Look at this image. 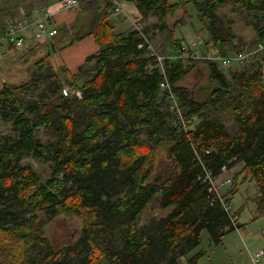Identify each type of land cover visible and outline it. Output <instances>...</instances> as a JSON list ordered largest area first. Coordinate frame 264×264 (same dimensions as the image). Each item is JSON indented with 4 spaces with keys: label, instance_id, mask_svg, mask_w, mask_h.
<instances>
[{
    "label": "trees",
    "instance_id": "16d2710c",
    "mask_svg": "<svg viewBox=\"0 0 264 264\" xmlns=\"http://www.w3.org/2000/svg\"><path fill=\"white\" fill-rule=\"evenodd\" d=\"M96 1L80 5L95 11L91 30L62 45L92 35L100 46L69 84L82 91L81 99L62 94L66 70L56 72L47 54L30 67L29 80L0 90V123H11V133L0 132V264H181L179 258L200 246L203 231L220 244L242 228L226 206L248 179L258 186L256 217L264 216V53L250 69L226 71L197 59L170 33L175 56H163L162 72L141 34L152 44L150 30L143 25L142 32L117 34L113 4L89 9ZM191 1L205 35L202 56L231 57L264 43V0H233L234 11L251 17L254 43L242 41L220 16L228 0ZM131 2L144 18L158 17L162 32L165 19L186 4ZM184 13L176 28L189 20ZM197 66L208 70V81L195 92L178 86ZM165 83L170 91H162ZM171 94L178 108L169 102ZM49 127L59 136L56 143L35 139V130ZM162 147L177 169L167 182L155 179ZM26 156L51 160L50 178L44 181L32 165L21 164ZM239 162L244 167L235 189L220 199L206 180L208 171L218 179L224 167ZM152 205L172 212L152 229H139L140 216ZM62 215L81 219L82 230L75 242L58 247L47 230ZM116 231L121 244L114 241ZM203 255L188 264H199Z\"/></svg>",
    "mask_w": 264,
    "mask_h": 264
},
{
    "label": "rangeland",
    "instance_id": "374dc122",
    "mask_svg": "<svg viewBox=\"0 0 264 264\" xmlns=\"http://www.w3.org/2000/svg\"><path fill=\"white\" fill-rule=\"evenodd\" d=\"M23 1L24 0H0V23L2 22L1 25H4L9 20L16 19L17 10L14 11V8H18L17 5L23 3ZM106 1L110 2V0H97L96 2L91 4V6H89V9L93 6L97 8L103 7ZM124 1L125 0H119L123 7H125L123 3ZM181 1H184L186 4L179 10H177L174 15L168 16L165 19L164 22L165 25H167L166 31H161L160 26L162 24L158 17L150 16L153 19L151 20V24H149L150 32L148 33V36L152 39V44L155 48V51L162 56H175L173 55V46L170 33H173V37L175 39V34L178 37H183V39L180 40L184 47L188 46L193 50L198 51L199 53L201 52L199 51V47L202 44L201 41L204 40L205 35H203L201 31L202 27L199 20L197 8L191 0H188L189 2L187 0H169V2L171 3H181ZM233 7V0H228L227 5L221 9L220 16L225 22L233 25L242 41L254 43L256 40V35L254 28L250 25V15H248L247 12L234 11ZM82 10L85 11L83 7ZM184 11H187L189 20L187 19L186 23H182L179 27L176 28V22H178L182 16H185ZM124 13L126 15H120L118 19H116L115 15L113 14L112 21L114 22V24H116L117 22L126 20V27L128 29V27H130L131 25L130 21L132 20V22H134L136 21V19L130 16L127 11ZM79 15L81 14H78L74 19L75 22L77 21V19H79ZM128 18H130L131 20L129 21ZM145 22L146 19L143 23L144 25H146ZM156 23H159L158 26L153 27L152 25ZM190 25L192 27H197L195 29V34H193V29ZM60 28L62 29L63 27H61L60 25ZM124 28H122V30ZM116 32H120L118 31V28L116 29ZM192 34L193 36H190ZM77 36L78 33H76L75 35L66 34L58 37L66 40V42H70ZM184 37H186L187 40ZM184 39L186 41H184ZM10 52L15 56V66L19 67V76H21V78L16 83H19L21 79L29 80L31 78V72L35 69L32 68L31 71L30 67H33L37 61L46 57L45 55L35 58L34 55H29L28 59H30V62L28 63L26 62L27 59L25 61L23 59V56L21 55L22 52H24L22 48H14V50ZM47 58L48 57H46V59ZM53 61L56 65L59 62V59L56 57H52L50 59L49 57V62L53 63ZM255 63H257V60L251 59L244 63L233 64L231 67L225 70L236 71L242 69H250ZM80 79L81 81H78V83L82 84L84 82V79L82 77ZM208 79V70L202 66H197L183 79L182 82H180V85L195 92L198 87L204 85L208 81ZM70 82L71 81H67L66 84H64L63 88H70V90H72V88L69 86ZM73 96L74 95L71 94V96L69 97ZM167 110L168 106H164L163 111L167 112ZM10 125L11 123H0V132L4 131L6 132V134L11 133ZM34 137L36 140H39L46 145L56 143L59 140L58 134L54 132L52 127L35 130ZM21 164L32 165L37 173L42 176V179L44 181L48 180L52 174L51 160H37L32 156H26L21 160ZM243 167L244 163L239 162L230 171L223 173V175L218 179L219 190L222 195H225L228 191L235 188V177L241 172ZM176 172L177 169H175L171 160L168 159L166 151L162 147L159 154L155 178H158L160 181L167 182V180L171 179L176 174ZM227 178H231L233 184L231 183L230 185H224V181ZM239 179L241 182L243 176L239 177ZM246 181L247 180H245L244 182ZM257 191L258 186L256 183L247 182L240 186L232 203L233 213H235V215L238 214L239 223L244 225L243 230L241 229L228 235L226 234V236L222 238V242L220 244H216L215 242H213L211 240L210 233L205 230L203 231L201 236L202 241L200 246L191 251L188 256L179 258V262L181 264H188V259L190 257L198 254L199 252H203L204 255L200 258L199 264H252L251 262L253 261H251V256L253 257V255L259 252L260 249L264 248V216L255 218L257 205L256 202H254V194L257 193ZM171 212L172 209L165 210L156 205L149 206L140 216L138 220V227L139 229L143 227L152 229L154 223H157L162 217H166ZM116 229L121 228L116 227ZM81 230V219L72 215H62L55 218L49 224L47 233L51 241H53L58 247H62L75 242L80 237ZM116 233L117 234L114 235V241L117 244H121V233L119 231H116ZM162 263L164 264L165 261H163Z\"/></svg>",
    "mask_w": 264,
    "mask_h": 264
},
{
    "label": "crops",
    "instance_id": "0c3cea01",
    "mask_svg": "<svg viewBox=\"0 0 264 264\" xmlns=\"http://www.w3.org/2000/svg\"><path fill=\"white\" fill-rule=\"evenodd\" d=\"M57 1L58 0H24L23 3L18 4V8H14V11L17 10V17L14 20H9L7 23L4 25H1L2 22L0 23V31L6 27L8 23L11 22H22L25 26L23 30V34L25 36L26 42L24 48L22 50V56L23 59L26 62H30V59H28V56L34 55L36 57H42L45 56V54L49 55L48 56V62H49V57L50 59L52 57H56L59 59V62L55 65L54 61L53 63H50L53 69L57 72L60 71L61 69H65L67 76L63 78L64 84H66L67 81H73L72 76L78 75L80 68L85 65L86 59L93 55L96 54L100 51V46L97 43L96 39L92 35H87L83 39H77L75 43L71 44L70 46L66 48H62L66 40L59 38L58 36L66 35V34H71L75 35L78 33V36L81 35L82 33H88L91 30V27H93L94 23V17H95V11L90 10V11H83L81 8L79 10H76L75 12L72 13H57L54 19V22L50 25L51 28H55L58 30V35L55 37L49 39L45 43H39L34 40V26L33 23L41 16L37 10L42 11L46 8H53L55 9L57 6ZM188 1V0H187ZM189 2V1H188ZM124 9L129 13L130 16H132L136 20H141L143 23L146 19V27L150 30L149 24H151V20L153 19L152 15L148 16L147 18L143 17V14L139 10L138 6L136 3L131 2V0H125L124 2ZM125 11V12H126ZM79 15V19L75 22V18ZM126 15V14H125ZM129 16V17H130ZM130 21L131 19L128 18ZM155 22V21H153ZM131 25L130 27H126V20H122L120 22H117L115 24V32L116 29L118 28V31H120L117 34H122V33H128L132 30H134L133 27V22L132 20L130 21ZM159 23L153 24V27H157ZM29 25V27H27ZM60 25L63 27V30H60ZM191 26V25H190ZM125 27V28H124ZM192 27V26H191ZM122 28H124L122 30ZM197 27H192L193 29V34H195V29ZM122 31V32H121ZM150 32V31H149ZM190 35V36H193ZM77 36V37H78ZM176 39L179 40L183 39V37H178L176 34ZM186 38V37H184ZM187 40V38H186ZM184 39V41H186ZM181 41V40H180ZM184 43V42H183ZM14 50V48L10 46H6L2 54L0 55V90L4 88L6 84H14L16 83L21 76H19V67L15 66V56L12 55L10 51ZM10 52V53H7ZM5 54V55H3ZM24 54V55H23ZM3 55V56H2ZM81 81V80H79ZM78 83V81H77ZM182 86V85H178ZM183 87V86H182ZM190 90V89H189ZM193 92V91H192ZM247 182H253L251 180H247L246 182H243L240 186ZM255 183V182H254ZM240 188V187H239ZM238 188V189H239ZM235 189V188H234ZM234 189H231L230 191L232 192ZM228 191V192H230ZM227 192V193H228ZM237 194V190L235 191L234 194H231V204L234 201L235 195ZM255 199L254 202H256L257 205V210L256 214L258 213V197H259V191L254 194ZM233 206V205H232ZM233 208V207H232ZM238 216V214H236ZM255 218H258L255 216ZM254 218V220H255ZM242 225V224H241ZM244 228V225H242V230ZM239 229V230H241ZM237 231V230H236ZM235 232V231H234ZM232 233V232H231ZM230 234V233H229ZM228 235V234H227ZM222 242V241H221ZM262 250V249H260ZM258 253V252H257ZM254 257V255H253ZM253 257L251 256V261H253ZM253 264V262H251ZM94 264V263H93Z\"/></svg>",
    "mask_w": 264,
    "mask_h": 264
},
{
    "label": "built area",
    "instance_id": "2783aa9c",
    "mask_svg": "<svg viewBox=\"0 0 264 264\" xmlns=\"http://www.w3.org/2000/svg\"><path fill=\"white\" fill-rule=\"evenodd\" d=\"M110 3L113 4L114 6L115 9L114 15L116 19H118L120 15H125L124 13L125 9L118 0H110ZM80 5H81V0H58L56 5L57 7L55 9L46 8L42 11L37 10L36 12L41 14V16L35 21V23H33L35 29L34 40L39 43H45L49 39L58 35V30L55 28H51L50 26L54 22L56 14L64 13V12L65 13L75 12L76 10L79 9ZM143 25L144 24H141L137 20L133 22V27L137 29L139 32H142ZM27 27H29V25H27ZM24 28L25 26L22 22H18V23L11 22L6 25L3 32L0 33V55L2 54V51L6 46H15L16 48H23L25 46L26 39L23 34ZM141 34L144 39V42L148 44V49L150 50L151 54L157 57V60L161 65V70L162 72H164L163 65H164V60L166 58L161 56L158 52L155 51L154 46L150 43L149 38L144 33ZM143 47H145V44L140 45V48ZM261 53H264V43H259L256 47H253L246 52L231 57H227L218 53L202 56L198 51H195L197 59H205V60L213 61L218 65H220L223 69H227L231 67L233 64H240L251 59H256ZM150 69H152V67ZM161 87L163 92L170 91V87L168 83L163 84ZM62 94L66 97H69L71 96V94H73L75 97L79 99L82 98V91L78 89L70 90V88L69 89L63 88ZM169 102L173 104L172 106L173 108H178L177 100L173 94H171ZM228 171L230 170L227 167L223 168V173ZM218 179L213 178L212 173L208 171L206 180L211 181L212 188L216 190V192L218 193L221 199L223 195L219 190ZM231 183L233 184L231 178H227L224 181V185H230ZM232 207H233L232 204L226 206V210L231 215L232 220L236 221L238 217L235 215V213H233ZM253 264H264V248L254 255Z\"/></svg>",
    "mask_w": 264,
    "mask_h": 264
},
{
    "label": "water",
    "instance_id": "95a60500",
    "mask_svg": "<svg viewBox=\"0 0 264 264\" xmlns=\"http://www.w3.org/2000/svg\"><path fill=\"white\" fill-rule=\"evenodd\" d=\"M156 180H159L158 178H155Z\"/></svg>",
    "mask_w": 264,
    "mask_h": 264
},
{
    "label": "flooded vegetation",
    "instance_id": "af4514ba",
    "mask_svg": "<svg viewBox=\"0 0 264 264\" xmlns=\"http://www.w3.org/2000/svg\"><path fill=\"white\" fill-rule=\"evenodd\" d=\"M81 234V233H80Z\"/></svg>",
    "mask_w": 264,
    "mask_h": 264
}]
</instances>
